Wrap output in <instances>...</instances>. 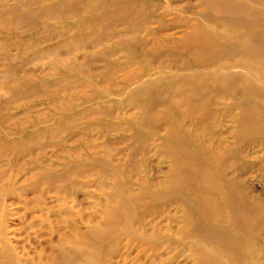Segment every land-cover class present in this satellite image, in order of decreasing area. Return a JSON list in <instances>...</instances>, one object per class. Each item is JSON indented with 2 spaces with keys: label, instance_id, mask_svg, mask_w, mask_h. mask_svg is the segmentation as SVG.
Masks as SVG:
<instances>
[{
  "label": "rangeland",
  "instance_id": "obj_1",
  "mask_svg": "<svg viewBox=\"0 0 264 264\" xmlns=\"http://www.w3.org/2000/svg\"><path fill=\"white\" fill-rule=\"evenodd\" d=\"M0 264H264V0H0Z\"/></svg>",
  "mask_w": 264,
  "mask_h": 264
}]
</instances>
